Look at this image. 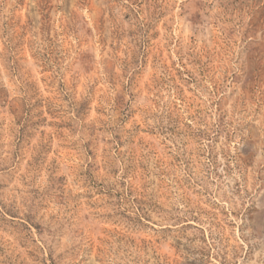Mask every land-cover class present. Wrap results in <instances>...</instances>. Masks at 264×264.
I'll return each instance as SVG.
<instances>
[{
  "label": "rangeland",
  "instance_id": "obj_1",
  "mask_svg": "<svg viewBox=\"0 0 264 264\" xmlns=\"http://www.w3.org/2000/svg\"><path fill=\"white\" fill-rule=\"evenodd\" d=\"M0 264H264V0H0Z\"/></svg>",
  "mask_w": 264,
  "mask_h": 264
}]
</instances>
